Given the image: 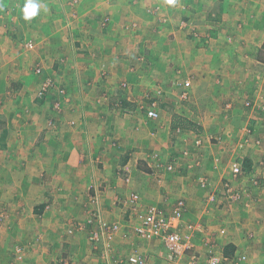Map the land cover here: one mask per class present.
<instances>
[{
    "label": "crops",
    "instance_id": "crops-1",
    "mask_svg": "<svg viewBox=\"0 0 264 264\" xmlns=\"http://www.w3.org/2000/svg\"><path fill=\"white\" fill-rule=\"evenodd\" d=\"M112 1V10H70L71 15L67 10H48L45 5L38 10L35 21L31 19V31L42 33L40 48L58 53L59 59L65 61L64 55H68L74 45L78 48L83 46V32L91 31L85 25L88 17L99 16L98 24L104 16H110L112 22L117 21L122 11L113 9L116 1ZM158 4L165 5L164 2ZM260 7L261 3L256 0L250 6L252 10H209L211 13L207 21L200 19L206 22L205 27L191 23L200 31L193 38V49L205 48V52L204 49L201 51L203 55L196 56L191 50V54L189 51L183 53V49L178 47L174 48L177 54L171 59L161 50L149 54L143 52V59L149 61L148 71L145 69L142 75H137L139 70L132 65L127 70L131 73L126 75L128 90L124 92H128L131 86L137 94H141V89L147 91L146 82L155 78V81L163 80L179 87L180 100L187 101L181 96L187 92L186 83H190L191 79L179 77L181 70H176V73L172 69H193L197 66L212 69L218 54L211 50L212 39L219 44L221 52L230 53L227 49L231 50L232 39L225 29L236 32L238 28H244L249 36L238 34L235 41H242L240 44L249 47L251 52L250 55L245 53L235 58L228 54V61L224 57L223 66L226 62H246L243 68L239 66L241 70L235 78L239 81L234 86L225 84V87H228L230 96L238 94L243 99L253 96V91L255 93L256 87H259L256 79L264 77V62L253 54L264 44V10H258ZM184 12L194 21L203 15L199 10ZM133 13L129 10L131 21H134ZM58 15L60 22L53 21ZM72 24L81 28L73 32L70 29ZM3 43L7 45L8 42H0L1 53H11L2 52ZM108 43L109 40L103 41L107 49L109 45L105 44ZM101 53L103 51L100 50L99 55ZM86 54V58L78 60V72L61 71L60 67L57 75L53 68L46 71L55 77L59 88L67 89L69 95L73 94L70 96L73 102L69 105L73 106V111L65 108L52 129L39 127L45 121L39 118V112L45 111V108L41 107L40 111L38 107L44 106L42 100L37 102L35 98L36 101L32 102L31 94L37 91L40 78L27 70V58L16 56L17 67L8 66L9 63L5 62L6 68L0 72V264H58L61 258L75 264H95L97 260L93 256H97L99 264H130L128 259L133 255L144 258L145 264H189L190 256L196 255L200 264H205L211 249L228 259L223 264H264V148L256 144L231 152L229 146L231 139L238 137L240 125L249 129L246 128L245 133L256 132L253 133L254 137L259 136L256 143H264V106L260 105L264 100L250 97L255 104L259 102L258 107L251 108L253 104L250 103L251 106L242 110H238L235 102L228 103L221 110L224 113L218 122L214 117L205 123L188 118L194 123L192 126L195 129L191 130L180 126L176 128L178 120H186L179 114L169 119L161 117L158 103V107L153 104L155 100L147 103L150 106L148 112L147 105L142 102L143 122L137 126V135L132 132L130 141L126 140L127 148L123 150L121 142H118L124 137L119 132L122 126L115 116L107 113L115 107L110 108L108 104L100 108L86 107V102L93 98L98 100L95 94H101L100 99L109 96V91L114 95V90L119 88L118 82L126 77L110 71L98 72L92 66L100 68L101 62L96 56ZM32 55L37 58L32 60L31 67L34 64L39 66L43 61L39 58L40 53L33 52ZM125 57L132 59L135 56ZM98 59L113 64L111 68L115 64L124 66L121 61L110 58V62L105 56H98ZM81 61L88 63L90 68L83 67ZM171 64L174 66L171 67ZM156 69L158 76L155 77V72L153 78L150 74ZM220 74L221 77L227 75L224 71ZM207 79L203 83L207 84L209 93L212 87ZM155 81L149 84L151 89ZM191 84L190 91L196 86L192 81ZM219 89L216 90L221 92L222 86ZM263 89L260 87L259 91ZM76 95L78 102L74 101ZM125 100L129 103L125 105L132 106L133 110L137 107V104H131L130 96ZM150 110H154L155 114L150 116ZM236 110L244 113L235 115ZM50 112V118L54 117L56 113ZM71 117L78 119L76 128H71L68 123ZM225 126L229 127L226 131ZM160 131L166 133L164 136L172 132L174 138L179 137L177 144L180 147L166 149L163 144L165 138L156 135ZM249 135L251 137V133ZM246 137L245 134L239 136L238 142H248ZM114 138H117L116 142L111 141ZM149 145H163L164 150L152 153L139 150ZM227 159L224 165L223 161ZM235 161L243 163L244 173L241 176L233 173ZM255 178L260 180L261 187H257ZM135 194L140 196L138 202L132 201ZM180 201L185 204L181 229L185 236L190 237L194 248L182 260H175L164 244L140 238L134 228L142 222L149 206L169 212L177 208ZM91 216L120 226L111 238L103 237L98 249L91 246L90 225L83 231L75 229V225L86 223ZM188 226H192L193 230ZM18 247L22 248V253L17 251ZM71 254L83 256L78 261L70 257Z\"/></svg>",
    "mask_w": 264,
    "mask_h": 264
},
{
    "label": "rangeland",
    "instance_id": "rangeland-1",
    "mask_svg": "<svg viewBox=\"0 0 264 264\" xmlns=\"http://www.w3.org/2000/svg\"><path fill=\"white\" fill-rule=\"evenodd\" d=\"M116 1L112 6L113 9L117 8V10L122 11L120 15L117 16V21L112 22V18L110 16H104L101 17V21L98 24L99 16L94 17H88V19L85 21V25H88V29L91 30L90 32H83V46L78 48L76 45H74L70 50L68 55L65 56V61L62 59H59L57 56L58 53H53L50 50H47L45 47L40 48V36L42 33L31 31V20H24L23 19V13H22V7L24 6L26 0H0V42H8L7 45L2 44V52H11L6 53L7 55H4V53H1L0 50V72H3L5 70V62L9 63L8 66H14L17 67V60L16 56L20 55L21 57L27 58L26 60L29 61V65L26 67L27 70L32 71L33 75H37L39 79V87L37 86V91H32L31 94V100L32 102H35V98H38V93L41 91L43 86L49 81V83L53 86V88L50 90V92L47 94L44 102L42 101L41 104H44V106L38 107L41 111V107L45 108V111H41L39 118L45 119L44 125L43 123H40V128L42 129H52L55 127L56 119H59L62 117L64 109L68 108L71 111H73V106L71 103V95H69L64 88L61 89L56 84V79L54 76L49 75L46 73V71L49 68H53L55 71V75H57V71L60 67V70H68V71H76L77 64L79 58H86L85 56H88L86 53L90 55L96 56L97 60L101 63L100 68H96L95 66H92L95 70L98 72H104L107 73L108 71L112 72V74H120L122 77H126L127 70L134 65L136 67V70H139L137 75H142V72L144 73L145 69L148 71L149 67V61L147 62L145 56L143 55V52L145 54H149L151 52H156L158 50H161L165 52L168 55V59L172 56H175L177 54V50H174L175 47H178V49L182 50L183 53H186L187 51L193 52L196 56H201L206 51L205 48L202 47H196L195 42L193 41L197 34H199V30L197 28H194L193 24H197L198 26L205 27V24L207 21V16L209 13V10H249L250 6L252 5L253 1L256 0H177L176 4L174 6H168V5H160L158 3L164 2V0H114ZM112 1V2H114ZM36 2L40 5L45 6L48 8V10H67L68 14L71 15L72 11L70 10H112L111 9V0H36ZM258 2L261 3V7L258 10H264V0H258ZM118 5V6H117ZM116 6V7H115ZM41 7V8H42ZM148 8L150 10H148ZM262 8V9H261ZM143 9V10H141ZM147 9V10H144ZM129 10H133V17L134 21H131L128 17ZM182 10V12H181ZM185 10H194L197 12L199 10L200 12H203V15L199 16L198 21H194L191 17L185 15ZM252 10V8L250 9ZM255 10V9H254ZM150 13V14H149ZM149 16V18H148ZM73 17V16H72ZM71 17V19H72ZM58 18L60 16H56L53 21H58ZM103 18V19H102ZM128 18V19H127ZM200 19H206L205 21H201ZM35 21V18H33ZM193 23V24H191ZM204 23V24H203ZM238 25V23H236ZM100 25V26H99ZM192 26V29L190 28ZM73 28V29H72ZM78 28L76 24L70 25V29L73 32H77ZM227 32L230 33V39H232L230 43L231 50L227 49L230 53H223L221 52V48L219 47V44L216 43V40L212 39L213 43L210 45L211 50L214 53H218L215 55L217 57L216 61H214L215 64H213L212 69L209 67H202L197 66V68L193 69H172L174 72L181 70V75L179 77L185 76L189 77L196 86L190 91V86H192L190 81V86L186 87L187 92L185 91V94L181 96L182 100L187 101H181L180 100V88L176 87L175 85L171 86L167 83V81L163 80H157L155 81V78L153 77L154 73L156 72L155 77L157 78V69L150 74L151 77L149 82H146V85L148 86L147 91L150 93L148 94L147 91H143L141 94H137V91L134 89L129 88L128 92H124L125 90H128V82L127 77L122 80L121 82H118L119 88H116L115 94H110L109 96H104L105 99H100V95L95 94L96 97H98L96 100L95 98L91 99V101L86 102V107H92L95 108L97 106L100 108V106H107L109 107H115L114 109H111L108 111V114H111L112 116H115L118 122L121 124L122 128L119 129V132L121 131L122 134H124L123 138L118 139V142H121L120 148H123V150H126V140L130 141V136L132 135V132L137 135V126L138 124H141L143 122V116L144 113L140 109L142 102L144 105H147V103H150L151 100H155L156 102H153V104L157 103L160 107V116L164 119H169L170 116H175L179 114L178 116L180 118H185L188 121L191 120H197V121H203L204 123L207 122L214 117L216 119V122H218L221 119V115L224 113L221 110L227 105L228 103L235 102L237 105L238 110H242L244 108H247L248 106L252 107H258L259 102L256 101V104L254 101H251L249 98H256L257 100H264V89L260 90V87H264V77L259 80V77L256 79L258 80L259 87H256V91L253 96H247L246 99H243L242 96L235 94L231 95L228 93V85L234 86V83H237L239 80H235L237 78L238 70H241L243 66L246 65V62L237 64V63H229L226 62L225 66H223L224 57L225 60L228 61V54H232L234 56L233 58L237 56H244L250 55V48H246L245 46L241 45L242 41H235L238 37V34L241 36H249L248 31H245L244 28L239 30H236V32L230 31L228 29H225ZM182 34H181V33ZM207 32V31H206ZM72 33V32H71ZM81 33V32H80ZM74 35V34H73ZM74 39L76 37L72 36ZM115 38V39H113ZM69 39V38H68ZM182 39V42H181ZM109 40L108 44H105L108 46V49L105 48L103 45V41ZM238 40V39H237ZM179 41V42H178ZM99 43V44H98ZM194 43V44H193ZM101 44V46H99ZM118 44V45H117ZM38 45V47H37ZM243 46V48H242ZM65 47V45H64ZM150 47V48H149ZM1 48V45H0ZM83 48V49H82ZM143 49V50H142ZM249 49V50H248ZM90 50V51H89ZM103 51V53H100ZM200 50V52H198ZM248 50V51H247ZM259 50V47L258 49ZM33 52H39V58H42L43 61H40L39 66L34 64L32 67L30 63L32 60H36V56H33ZM190 52V54H191ZM264 53V52H263ZM60 54V53H59ZM189 54V53H188ZM252 54V53H251ZM253 54L257 56L256 53L253 51ZM128 55H134L135 57L128 58L125 56ZM138 55L140 57H138ZM69 56V57H68ZM98 56H105L108 58V60L115 59L117 61H121L124 63V66L115 64L112 68L111 65L108 64V61L102 62V59H98ZM222 56V60L221 57ZM264 57V54H262ZM135 58V59H134ZM68 59V61H67ZM145 60V61H143ZM58 63L55 67L54 65ZM83 62V63H82ZM111 62V60H110ZM116 61H114L115 63ZM97 64L98 62L95 61ZM83 67H89V64L81 61L80 63ZM190 64V63H188ZM243 64V65H242ZM7 66V67H8ZM52 66V67H51ZM171 67L174 66V64L170 65ZM240 66V67H239ZM91 67V68H92ZM220 67V69H218ZM132 68V67H131ZM130 68V69H131ZM245 68V67H244ZM52 69V70H53ZM151 69L152 62H151ZM224 71L227 73L224 77H221L220 72ZM229 72V75H228ZM74 74H77L73 72ZM135 73V72H134ZM177 73V72H176ZM234 76V77H233ZM121 77V78H122ZM210 83L212 88H209L210 92H207V84L204 85L206 82ZM120 78V79H121ZM118 79V81L120 80ZM174 79V78H173ZM224 79V83H223ZM248 80H251L252 77H247ZM155 81V86L151 89L149 87L150 83ZM237 81V82H236ZM73 82V80H72ZM218 82V83H217ZM225 84L227 85L225 87ZM242 85V84H241ZM205 86V89L203 88ZM219 86H222V91L218 92L216 89H219ZM224 86V87H223ZM120 87L122 90H120ZM216 88V89H215ZM109 88L107 89V91ZM160 90L161 92H158ZM220 90V89H219ZM113 91V93H114ZM183 91V90H182ZM225 92V93H224ZM227 92V93H226ZM236 93H238L236 91ZM55 94V95H54ZM126 94V95H125ZM52 95V96H50ZM243 95V94H242ZM131 97L132 101L131 104H137V107L132 109V106L125 105V103L129 104L125 98ZM74 99V101L78 102L79 100ZM103 97V96H102ZM138 97V98H137ZM145 98V99H144ZM185 98V99H183ZM150 101V102H149ZM38 102V100H37ZM146 104H145V103ZM251 103V104H250ZM264 106V103H260V105ZM83 105V104H82ZM150 106L147 105L146 111L148 112V108ZM155 107V106H153ZM193 107H197L198 110H194ZM208 109H207V108ZM217 109V110H216ZM261 109V108H260ZM236 110L234 114H243L244 111H238ZM55 112L56 114L53 115L54 117L50 118L52 116V112ZM70 111V112H71ZM153 111L155 114L154 110ZM149 111V112H150ZM184 114V115H182ZM181 115V116H180ZM49 117V118H48ZM190 118L191 120H189ZM50 119V120H48ZM48 120V122H47ZM45 122L46 125H45ZM145 122V120H144ZM193 122V121H191ZM223 122V121H221ZM68 123L72 126L71 128H76L78 124L77 118H70ZM227 123V121H226ZM132 124H136L132 127ZM186 128L189 130L195 129L192 126V123H187ZM241 129L238 132V137L234 136L229 143L230 150L232 151H241L242 148H251L253 145L259 146V148H264L263 144H258L256 141L259 139L258 137H254L253 133H256L254 131H249V134L251 133V137L248 133H245L244 130L247 128L243 127L244 125H240ZM228 126L224 128V130H228ZM248 129V128H247ZM249 130V129H248ZM248 130H246L248 132ZM158 130L156 129L155 132ZM166 133H162L161 131L158 132L156 135L158 138H165V141L163 144L165 145L166 149L172 147L174 149V146L180 147L179 143V137H175L171 134H167V136H164ZM246 135L248 142L242 143L238 142L239 136ZM202 135H206L203 133ZM200 135V136H202ZM227 136V135H225ZM166 137H168V141L166 140ZM263 139V138H262ZM250 140V141H249ZM112 142H116L117 138L111 140ZM261 145V147H260ZM114 147V146H112ZM149 147H151L149 145ZM144 147L139 150H143L145 153H152L154 151H161L164 150L163 145H160V147ZM237 158V157H233ZM228 159L223 161L224 165L227 163ZM235 163H238L235 161ZM243 168V163H238ZM244 171V169H243ZM168 179V178H167ZM258 181L257 187H261L260 180L258 178H255ZM264 181V180H263ZM224 186V185H223ZM77 226L79 224L75 225V229H77ZM79 228V227H78ZM83 231V230H80ZM46 242V241H44ZM16 249H19L17 251H22V248L18 247ZM22 253V252H21ZM21 255V254H19ZM18 257L20 258V256ZM63 255V254H61ZM83 256V255H82ZM81 257H75L73 254L70 255V257H74L78 261L82 259ZM61 257V256H60ZM94 260H97L95 264L98 263L97 256L92 257ZM62 259V258H61ZM85 264V263H84ZM88 264V263H86Z\"/></svg>",
    "mask_w": 264,
    "mask_h": 264
},
{
    "label": "built area",
    "instance_id": "built-area-1",
    "mask_svg": "<svg viewBox=\"0 0 264 264\" xmlns=\"http://www.w3.org/2000/svg\"><path fill=\"white\" fill-rule=\"evenodd\" d=\"M189 82L186 86H189ZM53 86L49 81L43 86L41 91L49 92ZM41 91L39 94L41 95ZM149 115H154L153 111L149 112ZM233 173L235 176H241L244 171L239 164L233 165ZM234 195H232V198ZM140 196L135 194L132 198L133 202H138ZM184 202L180 201L177 208L166 212L157 206H149L146 210L145 217L140 224L134 229L135 233L142 239L149 241H159L171 254V257L175 260H182L187 254L193 251V244L190 237L185 236L182 232V218ZM94 215V214H92ZM98 219V220H97ZM90 225V237L91 246L94 249H98L103 237L111 238L120 229L119 224L109 223L100 217L91 216L86 223H81L77 226L79 230H85L86 226ZM79 227V228H78ZM193 230L192 226H188ZM72 233V231H70ZM228 259L217 250L211 249L209 258L205 264H223ZM130 264H145L146 260L142 257L133 255L128 259ZM58 264H75L71 260L60 259ZM189 264H200V258L196 255L190 256Z\"/></svg>",
    "mask_w": 264,
    "mask_h": 264
},
{
    "label": "clouds",
    "instance_id": "clouds-1",
    "mask_svg": "<svg viewBox=\"0 0 264 264\" xmlns=\"http://www.w3.org/2000/svg\"><path fill=\"white\" fill-rule=\"evenodd\" d=\"M177 0H164V3L168 6H174ZM42 7V5L38 4L36 0H26L24 6L22 7L23 19L28 21L34 18L38 10ZM47 11L46 7L44 9Z\"/></svg>",
    "mask_w": 264,
    "mask_h": 264
},
{
    "label": "trees",
    "instance_id": "trees-1",
    "mask_svg": "<svg viewBox=\"0 0 264 264\" xmlns=\"http://www.w3.org/2000/svg\"><path fill=\"white\" fill-rule=\"evenodd\" d=\"M257 51V58L259 59V61H261V62H264V57L262 56V54H264L263 52H264V44H263V46L261 47V48H259V50H256ZM50 92V91H49ZM49 92H45V91H41V95L38 93V98H37V100L39 101V100H45V98H46V96H47V94L49 93ZM187 123H192L191 121H187V120H182V119H180V120H178V122L176 123V128H178L179 126L181 127V128H186V124ZM193 125H194V123H192ZM175 128V129H176ZM227 254H229L228 252H227Z\"/></svg>",
    "mask_w": 264,
    "mask_h": 264
}]
</instances>
